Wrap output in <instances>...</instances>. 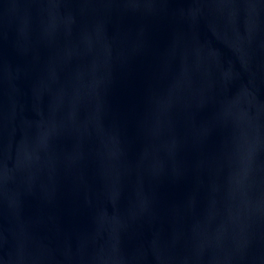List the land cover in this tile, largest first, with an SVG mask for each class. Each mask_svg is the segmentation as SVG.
<instances>
[{
    "label": "water",
    "instance_id": "water-1",
    "mask_svg": "<svg viewBox=\"0 0 264 264\" xmlns=\"http://www.w3.org/2000/svg\"><path fill=\"white\" fill-rule=\"evenodd\" d=\"M0 264H264V0H0Z\"/></svg>",
    "mask_w": 264,
    "mask_h": 264
}]
</instances>
